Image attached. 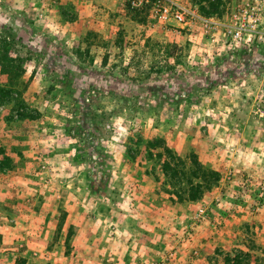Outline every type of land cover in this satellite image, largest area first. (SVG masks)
<instances>
[{
	"label": "rangeland",
	"instance_id": "rangeland-1",
	"mask_svg": "<svg viewBox=\"0 0 264 264\" xmlns=\"http://www.w3.org/2000/svg\"><path fill=\"white\" fill-rule=\"evenodd\" d=\"M239 2L0 0V264H264V60L173 15Z\"/></svg>",
	"mask_w": 264,
	"mask_h": 264
},
{
	"label": "built area",
	"instance_id": "built-area-1",
	"mask_svg": "<svg viewBox=\"0 0 264 264\" xmlns=\"http://www.w3.org/2000/svg\"><path fill=\"white\" fill-rule=\"evenodd\" d=\"M173 15L180 23H186L188 18L199 19L207 30L221 32L228 49L256 51V60H264V0H240L225 19L203 18L182 5L174 9ZM254 114L264 126V97L256 96Z\"/></svg>",
	"mask_w": 264,
	"mask_h": 264
},
{
	"label": "trees",
	"instance_id": "trees-1",
	"mask_svg": "<svg viewBox=\"0 0 264 264\" xmlns=\"http://www.w3.org/2000/svg\"><path fill=\"white\" fill-rule=\"evenodd\" d=\"M6 64H13V63L6 56H4L2 53H0V67H1V70L3 72L9 71V68H7V65ZM0 92H1V94H0V100L1 99H5L6 100V98H4L5 97L4 96L5 90L3 88H0ZM19 115H20L21 118L27 117V114H24V113L23 114H19ZM148 145H149V148H151V147L152 148H155L157 145H160L159 144V140L149 141L148 142ZM149 151H151V150H149ZM165 151L170 156V158L174 159L176 161V163H179L180 164V162L182 160H181V158L179 156L176 157V155H174L173 152H171V150L169 148H165ZM149 153H151V152H149ZM192 162H193V165L194 164H197V161L195 159H193V158H192ZM169 164H170V161H168V160L164 161V165L165 166H168ZM179 173H181V172H176L175 170H173L172 177L174 178V180L176 181V183H179L180 181H182V178H183V177L179 176ZM183 173H184L183 175L185 176V172H183ZM187 182H191V180L188 178L187 179ZM178 195L181 198L183 197L182 196L183 194H181L180 192H178ZM187 197L189 199H195L197 197V194L192 191V192L189 193V195H187ZM20 261L21 260H19L17 262V264H22L21 262H23L24 260H22L21 262Z\"/></svg>",
	"mask_w": 264,
	"mask_h": 264
}]
</instances>
